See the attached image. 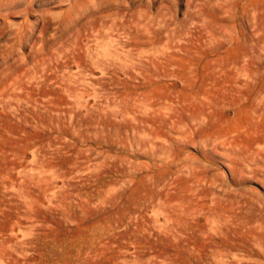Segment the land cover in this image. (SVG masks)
<instances>
[{
    "label": "rangeland",
    "instance_id": "rangeland-1",
    "mask_svg": "<svg viewBox=\"0 0 264 264\" xmlns=\"http://www.w3.org/2000/svg\"><path fill=\"white\" fill-rule=\"evenodd\" d=\"M0 264H264V0H0Z\"/></svg>",
    "mask_w": 264,
    "mask_h": 264
}]
</instances>
